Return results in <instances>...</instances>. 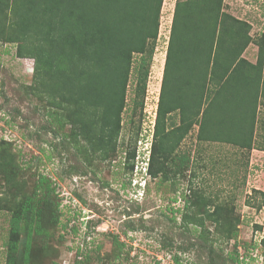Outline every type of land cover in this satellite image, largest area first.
<instances>
[{
	"label": "trees",
	"instance_id": "obj_1",
	"mask_svg": "<svg viewBox=\"0 0 264 264\" xmlns=\"http://www.w3.org/2000/svg\"><path fill=\"white\" fill-rule=\"evenodd\" d=\"M162 5L163 0H0V42L16 45L18 58L34 62L30 93L58 111L55 123L67 124L69 136L100 162L118 147L132 75V112L142 108ZM223 7V0L175 1L146 161L151 180L172 183L187 170L189 157L176 153L194 127L200 143L264 153V33L252 37L251 24ZM250 44L257 47L254 63L243 57ZM133 132L136 143L140 126ZM135 157V148L127 152L128 171ZM9 163L0 164L3 171ZM38 183L34 191L45 188L47 196L46 180ZM187 191L184 224L203 228L208 222L226 242L235 239L239 219L232 207L192 183ZM254 193L257 209L264 207V192ZM48 200L27 197L11 212L5 264H28L38 238L59 223ZM93 224L85 222L86 236ZM258 246L264 263V235ZM234 255L232 264L236 249Z\"/></svg>",
	"mask_w": 264,
	"mask_h": 264
},
{
	"label": "rangeland",
	"instance_id": "obj_2",
	"mask_svg": "<svg viewBox=\"0 0 264 264\" xmlns=\"http://www.w3.org/2000/svg\"><path fill=\"white\" fill-rule=\"evenodd\" d=\"M175 1L163 0L142 108L132 112L136 85L132 75L118 147L104 162L69 136L67 124L55 123L58 111L30 93L33 59L18 58L16 45L0 42V156L10 157L0 160L10 162L4 171L0 167V264L6 260L11 212L31 196L49 198L59 223L46 238H38L28 264H232L234 249L238 256L234 264H264L258 246L264 235V207L257 209L260 198L254 193L264 192L263 152L200 143L194 127L177 149L176 155L190 159L178 181L160 183L145 176ZM223 3L225 12L251 24L252 37L264 33V0ZM256 52L250 44L243 57L254 63ZM137 126L140 132L134 143ZM133 148L136 157L128 171L125 156ZM40 178L46 180L47 196L45 188L34 191ZM190 183L232 207L239 219L235 239L226 242L208 222L203 228L184 224ZM87 219L94 223L89 236Z\"/></svg>",
	"mask_w": 264,
	"mask_h": 264
},
{
	"label": "crops",
	"instance_id": "obj_3",
	"mask_svg": "<svg viewBox=\"0 0 264 264\" xmlns=\"http://www.w3.org/2000/svg\"><path fill=\"white\" fill-rule=\"evenodd\" d=\"M263 70H264V67H263Z\"/></svg>",
	"mask_w": 264,
	"mask_h": 264
}]
</instances>
